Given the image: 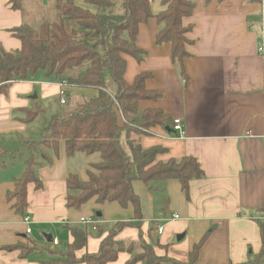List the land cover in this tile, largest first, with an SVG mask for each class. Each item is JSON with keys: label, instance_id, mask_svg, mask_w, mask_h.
<instances>
[{"label": "crops", "instance_id": "obj_1", "mask_svg": "<svg viewBox=\"0 0 264 264\" xmlns=\"http://www.w3.org/2000/svg\"><path fill=\"white\" fill-rule=\"evenodd\" d=\"M12 2L0 0V47L8 52L22 47L12 30L28 23L24 7L15 9ZM41 5L33 15L45 10ZM32 18L29 24L48 20L45 14L39 17L40 23ZM184 25L192 26L187 34L191 42L187 45L190 57L185 60L187 82L172 62L170 45H155L159 25L154 18L140 25L137 37V46L147 52L145 59L138 62L125 56V79L132 84L139 74L151 75L147 89L163 96L156 102L142 101L139 108L162 109L172 121L180 118L184 124V138H176L171 122L169 127L157 126L138 138L142 147L167 149L158 157L162 161L193 157L205 175L190 182L188 195L177 180L154 182L152 190L135 181L133 188L142 205V234L126 228L115 240H145L158 257L187 264L193 247L205 237L196 264L257 260L264 264V256L260 257L264 229V0H198ZM61 90L57 82L38 75L10 83L0 95V264L53 261L48 250L64 244L66 251L74 240L69 229L73 226H92L98 234L88 237L87 246L77 256L97 253L112 228L105 229V224L134 219L133 207L118 203L99 204L93 199L78 210L67 206V178L75 174L87 181L88 171L102 158L99 153L81 152L68 157L64 143L56 156L40 144L45 127L59 109L50 104L56 99L59 103V98L61 104ZM65 91L67 103L71 97L83 101L97 94L96 89L70 86ZM37 106L42 112L26 123V112ZM122 120L121 115L120 123ZM32 156L43 188L28 185L26 214L32 218V232L26 234L24 216L16 212L7 195L14 191V180L24 173ZM82 219L92 222L85 224ZM152 227L158 236L149 241L146 232ZM177 236H181L178 241ZM27 238L44 250L22 259L19 251L6 249L27 243ZM50 238L57 239L58 245ZM130 256L122 252L107 264H128Z\"/></svg>", "mask_w": 264, "mask_h": 264}, {"label": "trees", "instance_id": "obj_2", "mask_svg": "<svg viewBox=\"0 0 264 264\" xmlns=\"http://www.w3.org/2000/svg\"><path fill=\"white\" fill-rule=\"evenodd\" d=\"M154 1L82 0L81 6L75 0H53L56 15L53 21L24 23L12 30L13 36L22 43L19 51L8 52L0 47V95L7 91L10 83L38 75L58 84L97 90L96 95L87 97L83 103L52 116L43 131L40 144L56 156H59L60 144L64 143L68 157L81 152L99 153L102 158L101 163L88 171L87 181H80L75 174L67 178V206L78 210L95 199L99 204L118 203L123 208L132 206L134 210L133 220L112 226L97 253H86L82 257H78L77 252L87 246L88 232L78 226L69 227L73 243L66 251L48 250L58 259L45 264H107L116 261L122 252L132 255L128 264L142 261L180 264L158 257L145 240L137 243L115 240L125 227L141 226L142 205L133 188L135 181L143 182L152 190L154 182L177 180L188 195L190 182L205 175L195 158L162 161L158 157L167 153V149L143 148L138 139L157 126L169 127L173 121L162 109L139 108L140 102H156L163 93L147 89L146 82L151 77L147 73L139 74L132 84L128 83L125 56L138 62L145 59L147 52L137 46V37L140 25L154 18L159 25L155 45H170L172 62L179 66L181 77L187 82L185 60L190 57L187 45L191 43L187 34L192 26H185L184 20L192 17L198 0H161L163 9L156 14L152 11ZM12 6L22 9L23 0H13ZM109 80L116 86L113 91ZM41 112V107L37 106L26 112L24 121L33 122ZM121 115L123 123H120ZM36 164L32 156L24 173L14 180V191L7 195L9 202L14 201L16 212L23 216L27 215L28 185L33 183L37 190L43 188L33 168ZM262 241L260 257L264 256V229ZM204 242L205 237L193 247L187 264L197 263ZM137 246L142 250H137ZM6 249L19 251L22 259L44 250L29 238L25 244Z\"/></svg>", "mask_w": 264, "mask_h": 264}, {"label": "rangeland", "instance_id": "obj_3", "mask_svg": "<svg viewBox=\"0 0 264 264\" xmlns=\"http://www.w3.org/2000/svg\"><path fill=\"white\" fill-rule=\"evenodd\" d=\"M75 2L78 4V5H81L83 6L82 4V0H75ZM43 5L45 6V10L43 12H39L37 14L34 13L33 15V11H35L37 8H38V5ZM41 5V6H42ZM23 7H24V10L26 12V15L28 17V23L29 22H33L32 20H30L33 16L36 17L37 19V22H39V17L41 18L42 15L45 14V17L46 19H48L47 21H53L55 19V11H53V7L51 6V0H23ZM163 9L162 5H161V0H155L152 4V11L156 14L158 13L159 11H161ZM39 16V17H38ZM38 17V18H37ZM33 19V18H32ZM40 23V22H39ZM77 72H75L76 74ZM110 82V87H111V90H115L116 86L115 84H113L111 82V80H109ZM66 99V97H65ZM86 99V98H85ZM85 99H83V101H85ZM83 101H76L74 98H70V100L68 101V103L66 105H63V104H60V98H59V103H58V99H56L54 102H52V104H50V106L52 105L54 108L55 106L57 107V114L61 113L64 109L66 108H69V107H75L77 104H80V103H83ZM51 110V109H50ZM59 111V112H58ZM41 120H44V117L41 116ZM41 122V121H40ZM48 125V124H47ZM123 143V142H122ZM124 144V143H123ZM34 153H36V151H34ZM36 154H39V152H37ZM105 229H108V228H111L113 226V224H105ZM84 228L87 230L88 232V237L89 236H92V237H98V234L92 230V226H84ZM133 229L137 232H140L142 234V230H140V227L138 226H135V225H132V226H128V227H125L124 229ZM123 229V230H124ZM61 230H65L64 228L61 227ZM122 230V231H123ZM121 231V232H122ZM158 231L154 230L153 227L150 228L147 232H146V238L149 240V241H153L154 238H156L158 236ZM138 235V234H137ZM118 236V234H117ZM179 238H181V236H177V239L176 241L179 240ZM117 241H122V240H117ZM140 241V240H138ZM138 241H135L136 243ZM127 242V241H126ZM130 242V241H129ZM51 245V243H50ZM66 248V245L62 244L61 246L57 247V250H54L56 252H60V251H64ZM137 250L141 251L142 248L140 246H137ZM163 249V248H162ZM50 254V259L54 260V259H57L58 256L55 255V254ZM130 259H131V256H130ZM164 264H172L170 262H166Z\"/></svg>", "mask_w": 264, "mask_h": 264}, {"label": "built area", "instance_id": "obj_4", "mask_svg": "<svg viewBox=\"0 0 264 264\" xmlns=\"http://www.w3.org/2000/svg\"><path fill=\"white\" fill-rule=\"evenodd\" d=\"M62 87V90L60 92V96H61V104H65L66 102V91L65 88L68 87V85L66 83H60L59 84ZM172 126H173V130L176 134V138H184L185 137V128H184V124L183 121L180 118H176L173 120L172 122ZM174 219H178L179 216L178 215H174L173 217ZM83 223L87 224L92 222L90 219H82L81 220ZM23 223L26 226V234H30L32 232V229L30 228V224L32 223V218L29 215H26L23 217ZM161 232V231H160ZM58 240L57 239H53L52 240V244L54 246L58 245Z\"/></svg>", "mask_w": 264, "mask_h": 264}, {"label": "water", "instance_id": "obj_5", "mask_svg": "<svg viewBox=\"0 0 264 264\" xmlns=\"http://www.w3.org/2000/svg\"><path fill=\"white\" fill-rule=\"evenodd\" d=\"M99 216H101L102 214L99 212V214H98ZM50 240L52 241V238H50Z\"/></svg>", "mask_w": 264, "mask_h": 264}]
</instances>
